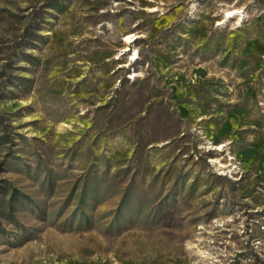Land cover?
Returning a JSON list of instances; mask_svg holds the SVG:
<instances>
[{
  "label": "rangeland",
  "instance_id": "obj_1",
  "mask_svg": "<svg viewBox=\"0 0 264 264\" xmlns=\"http://www.w3.org/2000/svg\"><path fill=\"white\" fill-rule=\"evenodd\" d=\"M0 222V264H264V0H0Z\"/></svg>",
  "mask_w": 264,
  "mask_h": 264
},
{
  "label": "trees",
  "instance_id": "obj_2",
  "mask_svg": "<svg viewBox=\"0 0 264 264\" xmlns=\"http://www.w3.org/2000/svg\"><path fill=\"white\" fill-rule=\"evenodd\" d=\"M133 182V181H132ZM132 182H131V184L130 185H132ZM127 194H129V191H128V193ZM125 197H126V195H125ZM125 197L123 198V201H124V199H125ZM87 216L88 215H86L85 217H84V220H82V225H84V227H83V229H91V228H93V222H92V220H90L89 218H87ZM125 227V226H124ZM126 227H128V226H126ZM69 229H71V228H69ZM1 230H3V227H2V225H1V222H0V231Z\"/></svg>",
  "mask_w": 264,
  "mask_h": 264
}]
</instances>
